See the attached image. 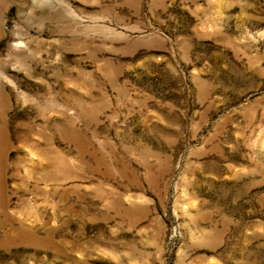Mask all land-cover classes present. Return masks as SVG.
Listing matches in <instances>:
<instances>
[{
	"label": "rangeland",
	"instance_id": "obj_1",
	"mask_svg": "<svg viewBox=\"0 0 264 264\" xmlns=\"http://www.w3.org/2000/svg\"><path fill=\"white\" fill-rule=\"evenodd\" d=\"M0 182V264H264V0H0Z\"/></svg>",
	"mask_w": 264,
	"mask_h": 264
},
{
	"label": "bare ground",
	"instance_id": "obj_2",
	"mask_svg": "<svg viewBox=\"0 0 264 264\" xmlns=\"http://www.w3.org/2000/svg\"><path fill=\"white\" fill-rule=\"evenodd\" d=\"M2 186H3V184H2V182H0V193L2 190ZM0 218H2V219H0V225H2L8 219V216L5 213V203H4V200H3L1 194H0Z\"/></svg>",
	"mask_w": 264,
	"mask_h": 264
}]
</instances>
